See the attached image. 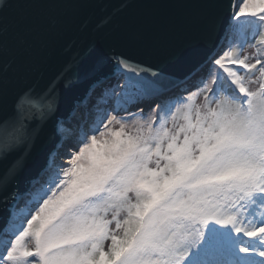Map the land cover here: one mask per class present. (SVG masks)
Returning a JSON list of instances; mask_svg holds the SVG:
<instances>
[{
  "label": "snow or ice",
  "instance_id": "obj_1",
  "mask_svg": "<svg viewBox=\"0 0 264 264\" xmlns=\"http://www.w3.org/2000/svg\"><path fill=\"white\" fill-rule=\"evenodd\" d=\"M48 6L0 0V264H264V0H236L224 43L182 80L120 53L115 83L67 111L78 54L9 99L30 11ZM44 142L23 197L14 186Z\"/></svg>",
  "mask_w": 264,
  "mask_h": 264
},
{
  "label": "water",
  "instance_id": "obj_2",
  "mask_svg": "<svg viewBox=\"0 0 264 264\" xmlns=\"http://www.w3.org/2000/svg\"><path fill=\"white\" fill-rule=\"evenodd\" d=\"M234 1L45 0L48 7L30 11V34L8 67L15 73L9 99L20 88L46 83L77 54L70 83L61 89L62 111L84 96L94 81L111 80L114 57L120 53L182 80L212 49H219ZM18 2L12 0L14 5ZM18 12L16 7L9 9V20ZM210 28L213 43H206L202 37ZM4 67L0 63V71ZM51 147L49 142L37 144L14 186L22 195ZM9 211L0 194V227L6 226Z\"/></svg>",
  "mask_w": 264,
  "mask_h": 264
},
{
  "label": "rangeland",
  "instance_id": "obj_3",
  "mask_svg": "<svg viewBox=\"0 0 264 264\" xmlns=\"http://www.w3.org/2000/svg\"><path fill=\"white\" fill-rule=\"evenodd\" d=\"M235 4H236V0H235ZM233 10H235V5H234V7H233ZM223 43H224V40H223ZM218 50H219V49H218ZM218 50H217V51H218ZM105 83H106V84H109V83H115V81H114V79H111V80L106 81ZM251 87H252L253 89H256V88L258 87V85L254 83V84L251 85ZM176 91H177V89L173 88L172 93H170V94L174 95V94L176 93ZM202 102H203V100L199 97V98L197 99V102H196V103L199 104V103H202ZM143 107H144L145 111L147 112V111H148V108H149V105H148V104H145V105H143ZM167 126H168L169 128H171V127H172V123L169 122V124H168ZM115 128L118 129V128H119V125H115ZM125 131H126L127 133H129V134H134L135 128H134L133 125L129 124V125L126 127ZM24 194H26V195H25V197H26V196L28 195L27 191H26ZM21 206H23V205L21 204Z\"/></svg>",
  "mask_w": 264,
  "mask_h": 264
},
{
  "label": "trees",
  "instance_id": "obj_4",
  "mask_svg": "<svg viewBox=\"0 0 264 264\" xmlns=\"http://www.w3.org/2000/svg\"><path fill=\"white\" fill-rule=\"evenodd\" d=\"M251 53H253V49L252 48H250V47H248L247 45L244 47V49H243V52L241 53L242 55H245V54H251ZM202 100H203V97L201 96L200 97ZM196 102H197V100H196ZM171 122V121H170ZM178 123H182L183 121L182 120H180V121H177ZM172 123V122H171ZM153 167L155 166L154 164L152 165ZM110 218V217H109ZM113 227H114V225H113ZM234 235H235V233H233ZM245 240H249L250 238H248V237H243ZM252 239H255V238H252ZM108 243H110V241H106L105 242V248L107 249V245H108ZM256 259H259V257H256Z\"/></svg>",
  "mask_w": 264,
  "mask_h": 264
},
{
  "label": "bare ground",
  "instance_id": "obj_5",
  "mask_svg": "<svg viewBox=\"0 0 264 264\" xmlns=\"http://www.w3.org/2000/svg\"><path fill=\"white\" fill-rule=\"evenodd\" d=\"M234 5H235V1H234ZM234 5H233V7H234ZM221 44H223V42H222ZM189 83H190V82H189ZM25 195H26V194H23V197H25Z\"/></svg>",
  "mask_w": 264,
  "mask_h": 264
}]
</instances>
